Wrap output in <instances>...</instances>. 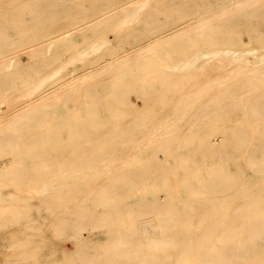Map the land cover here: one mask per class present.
<instances>
[{"label": "bare ground", "instance_id": "bare-ground-1", "mask_svg": "<svg viewBox=\"0 0 264 264\" xmlns=\"http://www.w3.org/2000/svg\"><path fill=\"white\" fill-rule=\"evenodd\" d=\"M2 249L264 264V0H0Z\"/></svg>", "mask_w": 264, "mask_h": 264}, {"label": "rangeland", "instance_id": "rangeland-1", "mask_svg": "<svg viewBox=\"0 0 264 264\" xmlns=\"http://www.w3.org/2000/svg\"><path fill=\"white\" fill-rule=\"evenodd\" d=\"M254 22V21H253ZM20 57H21V59H23V60H25L26 59V55L25 54H20ZM67 244V246L70 248V246H71V244H70V242H67L66 243ZM70 244V245H69ZM207 244H208V241L207 240H204L203 241V245L204 246H207ZM4 250V251H3ZM11 250V251H10ZM13 250L14 249H9V250H7V249H2V251H0V253H2V254H4V255H2V258L0 259V262L1 263H4V261H5V259H6V257L8 256V255H11L12 253H13ZM8 253H7V252ZM6 252V253H5ZM1 255H0V257H1ZM5 256V257H4Z\"/></svg>", "mask_w": 264, "mask_h": 264}]
</instances>
